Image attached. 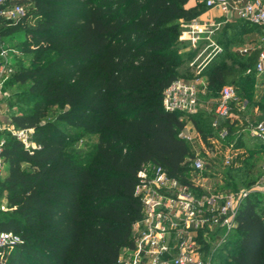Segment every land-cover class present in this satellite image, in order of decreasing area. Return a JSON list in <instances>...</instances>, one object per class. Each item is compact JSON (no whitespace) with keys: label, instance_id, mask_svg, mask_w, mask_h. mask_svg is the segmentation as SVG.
<instances>
[{"label":"trees","instance_id":"obj_1","mask_svg":"<svg viewBox=\"0 0 264 264\" xmlns=\"http://www.w3.org/2000/svg\"><path fill=\"white\" fill-rule=\"evenodd\" d=\"M10 1L24 5L25 13L1 35L21 29L31 41L27 49L35 48L31 66L12 75L27 86L31 108L12 114L10 122L31 128L37 146L30 151L7 132V172L0 177L7 209H0V231L18 234L21 242L0 249V264H116L142 214L134 195L141 165L158 163L187 181L190 147L179 137L186 119L166 111L161 97L183 77L179 20L190 21L207 7L204 0L190 7L189 0ZM246 26L259 27L237 18L222 31ZM260 50L249 52L244 68H253ZM200 75L207 97L232 84L247 104L264 109V101L253 98V73L214 57ZM50 106L60 110L41 123ZM211 118L206 112L189 116L204 139L214 135ZM221 125L230 126L228 120ZM77 131L97 137L88 158L67 150L66 139ZM256 144L251 153H264ZM254 167L245 157L221 174L220 187L251 186L260 176L245 183ZM216 258L221 264H264V196L251 192L241 201L236 226Z\"/></svg>","mask_w":264,"mask_h":264},{"label":"built area","instance_id":"obj_2","mask_svg":"<svg viewBox=\"0 0 264 264\" xmlns=\"http://www.w3.org/2000/svg\"><path fill=\"white\" fill-rule=\"evenodd\" d=\"M204 3L207 8H220L226 18L233 16L255 23L264 33V0H204ZM24 13V5L0 0V35L3 26L16 22ZM195 24L193 18L186 25L188 29L183 31L186 35L179 37L190 41L193 47L201 38L211 41L210 36L221 23L208 16L202 28ZM202 33L206 35L202 37ZM253 71L256 76H264V47ZM9 72L5 52L0 49V87ZM207 91V83L200 75L191 80L175 78L163 89L162 107L166 111L178 112L182 119H186L179 137L190 147V154L184 159L188 167L187 181L169 174L158 163L148 161L141 165L136 175L134 195L141 202L142 214L132 224L131 244L120 249L116 264H214L216 251L224 247L236 226L241 201L251 192L264 196V173L251 186L235 190L220 187L223 184L221 174H216L218 187L210 189L202 183L210 153L219 155L224 167L232 166L238 154L232 137L245 134L249 138L264 140V118L246 115V101L241 99L232 84L224 85L212 100L210 126L214 135L204 139L193 125L189 127L190 115L206 112ZM225 120L230 126L221 125ZM3 130L15 136L30 151L37 146L30 139L31 128H14L0 122V177L6 165L2 155ZM197 142L200 144L198 148ZM0 209H7L3 197H0ZM19 242L18 234L0 231V249Z\"/></svg>","mask_w":264,"mask_h":264},{"label":"rangeland","instance_id":"obj_3","mask_svg":"<svg viewBox=\"0 0 264 264\" xmlns=\"http://www.w3.org/2000/svg\"><path fill=\"white\" fill-rule=\"evenodd\" d=\"M233 20L234 19H231L230 17L226 18L221 14L216 19V21H220L221 24L218 28L214 29V33L210 36L211 41L206 37L201 38L197 42L196 47L191 46L190 41L187 39H183V41H181L178 50V53L182 58V66L179 68L180 74L183 76L181 78L191 80L194 77L200 75V72H196L200 70L199 68L201 65H206L208 62L213 60L211 59L210 61L206 62L209 56L212 55V57L214 56L215 58H218V60H225L228 64L233 65L235 69L241 71L243 70L245 73H253L256 81V75L253 71V68H244V65L241 63V61H244L246 57V50H249L251 48L250 46H252L249 44L250 42L247 44L243 37L244 35H241L239 31L237 32L230 28L225 33L222 31L224 24L227 21ZM216 31L217 33H215ZM181 35L182 32L180 33V36ZM233 37L240 39V42H232ZM227 39H230L229 42H227ZM30 42L31 41L28 37V34H26V32L21 29L0 35V49H3L5 52L6 67L10 68L8 80L0 87V122L5 125L11 124L10 117L12 114L31 108L32 100L27 91V86L13 81L12 77L13 73L17 72L18 70L31 66L35 48L33 49V46L29 44L30 50L27 49L28 43ZM211 42L214 44L212 45ZM214 51L216 53H214ZM226 52L232 56L231 59L226 57ZM202 78L205 79V77ZM258 80L261 81H259L258 84L256 83V86H254L253 98L255 101L263 102L264 76H261L258 78ZM244 98L247 97L244 96ZM205 99L207 102L206 113H211L213 107V97L205 96ZM247 105L248 108L246 115L248 117L259 118L264 116V109H262L261 106L260 108H257L259 105L253 106L249 103ZM59 110L60 109L58 106H50L46 108V115L42 119L41 123L52 121ZM7 132V130H3L2 133L5 139L7 138ZM250 139L251 138L244 134L241 135L239 140H236L234 144L237 148V151L243 152L242 155L247 154L245 157H248V161L255 166L252 170V173L250 174V177L245 181V183L250 182L251 180L254 181L259 175L264 173V153L255 151L254 153H251L252 150H255L254 148H257V142L261 143V145L264 147V140L262 141L252 138L251 140L253 141H251ZM96 141V135L84 134L77 131L72 132L71 136L66 139L65 143L68 151L80 156L83 159L88 158V155L95 147ZM198 145L200 144L197 142V148ZM219 159H221L219 155L216 156L215 154L210 153L206 160V166L208 167V170L206 171L205 177L202 178V183L204 186L210 189L219 186V178L216 174H222L228 170V167H224L221 163V160ZM6 172L7 165L4 167L3 175H5ZM238 185L241 186L240 183H238ZM214 264H221L219 258L214 259Z\"/></svg>","mask_w":264,"mask_h":264},{"label":"crops","instance_id":"obj_4","mask_svg":"<svg viewBox=\"0 0 264 264\" xmlns=\"http://www.w3.org/2000/svg\"><path fill=\"white\" fill-rule=\"evenodd\" d=\"M196 3H197V0H189L187 2V6L190 7V6L195 5ZM221 14L225 16V14H223V12H222V10L220 8H217V7L207 8L205 11H203L201 14H199L197 17L194 18L195 21H196L195 26L198 27V28H202V26L206 22L208 16H210V18H213L216 21V19ZM229 17H227V18H229ZM230 18L231 19H237L236 17H233V16L230 17ZM179 23H180V26H181L182 35L185 36L186 34L183 33V31H185L186 29H188V26H186V25L189 23V21L183 22V21L179 20ZM227 30H229V29H227ZM215 33H217V31ZM239 33H241V35H244L243 37L246 40V43L247 44H248V42H250L249 44L252 45V46H250L251 48L249 50H246V56L249 54V52L251 50H253L255 48L262 49L264 47V33L262 32V30L259 27H256V26L241 27L240 30H239ZM204 35H205V33H202L201 34L202 37ZM214 38H215V35H214ZM180 40L183 41V39H180ZM214 53H216V52L214 51ZM213 57H212V55H210L209 58L206 60V62L207 61H210L211 59H213ZM204 66H205V64L201 65V67L199 69L202 70V68ZM202 77H204V76H200L201 80H204L206 82V79H204ZM260 77L261 76H256L255 86H256V83L258 84L259 81H261V80H258V78H260ZM257 80H258V82H257ZM241 98L246 101V105H247V100L245 98H243V97H241ZM257 108H260V105ZM259 118H264V116L263 117H259ZM188 124H189V127H190V125H193L192 122L191 123H188ZM242 153L243 152H238V154L235 156V158L233 160V163H232V167H238L239 165H241L243 159L247 155V154L246 155L245 154L242 155ZM237 160H240V161H237Z\"/></svg>","mask_w":264,"mask_h":264}]
</instances>
